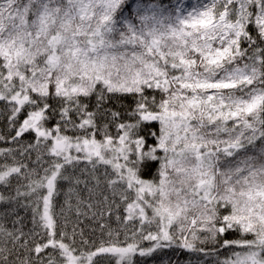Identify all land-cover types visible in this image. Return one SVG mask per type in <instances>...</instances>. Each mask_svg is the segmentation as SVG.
I'll return each instance as SVG.
<instances>
[{
	"label": "snow or ice",
	"instance_id": "snow-or-ice-1",
	"mask_svg": "<svg viewBox=\"0 0 264 264\" xmlns=\"http://www.w3.org/2000/svg\"><path fill=\"white\" fill-rule=\"evenodd\" d=\"M0 264H264V0H0Z\"/></svg>",
	"mask_w": 264,
	"mask_h": 264
},
{
	"label": "trees",
	"instance_id": "trees-1",
	"mask_svg": "<svg viewBox=\"0 0 264 264\" xmlns=\"http://www.w3.org/2000/svg\"><path fill=\"white\" fill-rule=\"evenodd\" d=\"M188 258V255L187 254H182L181 255V259H187ZM192 258H194V257H192Z\"/></svg>",
	"mask_w": 264,
	"mask_h": 264
}]
</instances>
